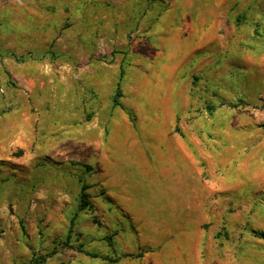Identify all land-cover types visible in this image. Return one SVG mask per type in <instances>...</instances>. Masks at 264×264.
Wrapping results in <instances>:
<instances>
[{
	"label": "rangeland",
	"instance_id": "374dc122",
	"mask_svg": "<svg viewBox=\"0 0 264 264\" xmlns=\"http://www.w3.org/2000/svg\"><path fill=\"white\" fill-rule=\"evenodd\" d=\"M188 17L205 22L194 36ZM168 85L171 132L215 201L193 263L264 264V0H0V264H133L155 248L143 238L176 196L148 144L149 175L136 151L146 91Z\"/></svg>",
	"mask_w": 264,
	"mask_h": 264
},
{
	"label": "crops",
	"instance_id": "0c3cea01",
	"mask_svg": "<svg viewBox=\"0 0 264 264\" xmlns=\"http://www.w3.org/2000/svg\"><path fill=\"white\" fill-rule=\"evenodd\" d=\"M183 14L185 15L186 13L183 11L181 18ZM188 20V22L191 21L192 23L190 30L193 36L198 32L199 27L205 23L204 21L201 22L198 17L196 19L188 17ZM208 32L204 30L200 38L202 36L204 37L205 33ZM175 33L174 41L180 36L178 31ZM187 37L190 38L189 36ZM163 75L165 76L167 74ZM173 75L170 76L168 83L172 81ZM166 80L164 78L161 83L164 84ZM136 88L142 89L139 85ZM170 89L171 86L168 85L167 87L146 91L147 93L153 92L156 97L154 99L155 101L151 100L149 106L146 107V109H151L150 112L147 110L150 115L147 119H150V121L145 126L144 141L140 140L141 145L138 146L140 148L136 151V156L139 160V164L137 165L140 167L142 174L149 175V166L143 160L145 152L143 146L144 144H148L147 147L151 151H154L152 153H154L155 158L161 162V175L164 178L170 177L171 179L163 189V192L169 193L173 191L176 199H171L169 203V206L173 208L169 219L163 217L160 219L162 224L161 235L159 236L153 233L151 235L147 234L143 238L146 243L156 242L155 248L146 247L144 253L139 255V259L133 264H194L193 258L199 251L200 240L205 233V229L202 227L203 223H201L202 218L206 213H209L208 216H210V207L215 202L211 199L212 188L210 189L204 183H201L199 172L196 173L195 159L193 154L187 149L186 142L171 132L170 126H172L173 120L176 119V114H174L169 106L168 97L171 93ZM178 91L177 89V97ZM131 138V145L137 146L135 144L136 138ZM106 153L110 154L112 152H104V154ZM104 154L102 159L106 164H103L104 166L101 164L96 167L97 171L99 173L101 172V174L102 171L100 169H105L104 172L108 170V164ZM188 175L193 180L196 177L199 182L198 186L193 183L191 185L188 184L186 192H191L190 195L180 189L182 178L187 179ZM214 191L215 193L217 192V190ZM97 216L100 219L99 215ZM146 223L153 225L152 221H146ZM157 228L158 226H155V229ZM171 232L172 234H170ZM161 240L164 241L162 244L159 243ZM111 261L114 262L115 260ZM126 262L122 260L119 263L125 264Z\"/></svg>",
	"mask_w": 264,
	"mask_h": 264
},
{
	"label": "trees",
	"instance_id": "16d2710c",
	"mask_svg": "<svg viewBox=\"0 0 264 264\" xmlns=\"http://www.w3.org/2000/svg\"><path fill=\"white\" fill-rule=\"evenodd\" d=\"M122 75V71L120 72V76ZM117 86H119L118 84H117ZM116 97H121V94H120V91H119V88L117 87V96ZM114 105H117V106H120L121 104L118 102V100L115 98L114 99ZM208 109L209 110H212V107L211 106H208ZM85 189H87V186H82L81 187V195H80V197H81V200L84 202V204H86L87 202L86 201H84V199H85V197L87 196L86 194H84V190ZM260 238L262 237V238H264V234H262V233H258L257 234ZM91 256H94L95 257V255H91ZM45 260V257H43L40 261H44ZM37 263H39V261H36L35 262V264H37Z\"/></svg>",
	"mask_w": 264,
	"mask_h": 264
}]
</instances>
